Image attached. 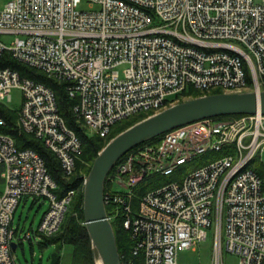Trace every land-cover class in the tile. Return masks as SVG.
Wrapping results in <instances>:
<instances>
[{"label":"built area","instance_id":"2783aa9c","mask_svg":"<svg viewBox=\"0 0 264 264\" xmlns=\"http://www.w3.org/2000/svg\"><path fill=\"white\" fill-rule=\"evenodd\" d=\"M83 1L94 10H80ZM4 36L14 40L7 45ZM5 53L67 83L74 114L105 138L122 120L179 103L189 88L203 96L242 93L248 77L254 88L264 79V0H12L0 11ZM16 88L23 95L20 128L70 176L81 142L59 114L55 93L0 69V104L7 106ZM263 150L264 116L257 113L198 121L125 154L104 190L105 207H114L108 220L120 216L133 239L120 264H177L178 252L209 236L210 264H223L225 254L264 264L263 183L250 168ZM0 167V264H16L13 244L55 236L74 191L58 198L42 157L1 132ZM28 198L48 208L36 231L20 235L14 217Z\"/></svg>","mask_w":264,"mask_h":264},{"label":"trees","instance_id":"16d2710c","mask_svg":"<svg viewBox=\"0 0 264 264\" xmlns=\"http://www.w3.org/2000/svg\"><path fill=\"white\" fill-rule=\"evenodd\" d=\"M0 69H11L13 71H16L21 78L31 79L37 83H42L46 87L50 88L55 93L59 114L64 119V122L67 127L74 131V133L81 142L80 154L78 155L75 162V171L70 176H66V174L61 168L59 160L44 145V143L41 140L35 138L33 135L27 134L22 131L18 124L19 109L10 110L7 106L0 104V116L3 117L6 122L5 127H0V132L10 136L19 149H32L42 157L49 175L57 186L55 194L58 198H62L68 192L74 191V195L70 201V204L68 205L63 223L60 228L61 233L58 236H56V234L51 238H43V240L38 245L41 248L49 246L55 247V251L51 257L50 264H60L61 258H59V252L62 250L64 245H71L73 247L72 264H94L91 244L87 230L84 225V217L82 210L84 178L88 175L93 165V162L96 159L97 155L100 153V151L107 145V143L111 139L115 137L114 135L112 137L113 129L122 126L124 123H127L128 121L136 118L139 115L149 113H139L128 119L118 122L112 127L107 137L101 138L97 134L90 133L84 126L83 122L79 120L74 114L73 108L76 104V101L69 98L66 90V86L68 85L67 83L52 80L42 72L16 61L12 58V56L7 53L0 56ZM260 81L264 89V79ZM248 87L252 88V82L249 77ZM220 93H222V91L215 90L212 91L210 94ZM183 95L186 96L185 98H196L203 96L204 93L196 91L193 88H189L188 92L184 93ZM225 117L228 116L217 117L216 119H221ZM135 123L129 126L127 125L129 123H127V126L125 125L126 127L123 130H120L117 134L121 133L122 131L134 125ZM161 137L162 135L139 146L157 142L161 139ZM250 168L255 171L262 180L264 190V163L262 162V160H260L259 157H256L250 164ZM1 171L2 170L0 167V173ZM0 184L2 185L1 178ZM109 189V185L107 184V182H105L104 190L107 191ZM112 210H114V207L107 204V213L110 214ZM111 225L113 227V231L116 237L119 255L121 257L126 255L128 257L133 244V239L130 232L124 229L122 224V218L120 216L112 220ZM31 247L33 248L32 245Z\"/></svg>","mask_w":264,"mask_h":264},{"label":"water","instance_id":"95a60500","mask_svg":"<svg viewBox=\"0 0 264 264\" xmlns=\"http://www.w3.org/2000/svg\"><path fill=\"white\" fill-rule=\"evenodd\" d=\"M264 116V90L210 94L179 102L128 127L100 151L83 183V217L94 264H120V255L104 202L108 174L129 151L169 131L205 119L255 115ZM13 251L16 245L13 244Z\"/></svg>","mask_w":264,"mask_h":264},{"label":"rangeland","instance_id":"374dc122","mask_svg":"<svg viewBox=\"0 0 264 264\" xmlns=\"http://www.w3.org/2000/svg\"><path fill=\"white\" fill-rule=\"evenodd\" d=\"M12 0H0V11L4 9L6 4ZM262 0H254V3L260 4ZM95 6L90 5L87 2L83 1L79 9L82 11L94 10ZM14 40V36H4L3 42L7 45L11 44ZM124 67H120L119 71L122 72ZM254 87L248 89V91H263V86L260 81ZM23 95L20 89H13L11 91V101L7 103V107L10 110H18L22 105ZM192 98H183L181 102H185ZM165 110V109H164ZM162 110V111H164ZM161 111V112H162ZM155 114L149 113L144 115H139L136 118L124 123L122 126H119L112 131V137L117 136L120 130H123L127 125L139 122V120L148 118ZM127 124V125H126ZM126 125V126H125ZM112 140V139H111ZM108 144V143H107ZM261 160L264 163V150L261 154ZM112 187V190L114 191ZM2 185L0 184V190ZM48 208V202L44 200L33 201L31 198L22 201L19 207L16 210L13 226L18 228V233L22 235L28 231H36L45 211ZM67 221V220H66ZM24 227V230H23ZM23 230V232H22ZM61 233V230L57 233L58 236ZM211 238L210 236L206 241L202 242L197 248L191 250H183L177 254V264H210L211 260ZM24 250L20 247L15 252L16 264H50L51 257L54 253V248L52 246L41 248L38 244H35L33 248L28 241H25L23 244ZM73 247L71 245H64L62 250L59 252L60 264H72L73 259ZM223 264H239V259L235 255L225 254Z\"/></svg>","mask_w":264,"mask_h":264},{"label":"crops","instance_id":"0c3cea01","mask_svg":"<svg viewBox=\"0 0 264 264\" xmlns=\"http://www.w3.org/2000/svg\"><path fill=\"white\" fill-rule=\"evenodd\" d=\"M13 223H14V222H13ZM16 229H18V228H16ZM23 229H24V227H23ZM19 247H20L22 250H24L23 246H19ZM19 247H18V248H19ZM52 247L55 249L54 246H52ZM18 248H17V249H18ZM16 251H17V250H16Z\"/></svg>","mask_w":264,"mask_h":264},{"label":"bare ground","instance_id":"6f19581e","mask_svg":"<svg viewBox=\"0 0 264 264\" xmlns=\"http://www.w3.org/2000/svg\"><path fill=\"white\" fill-rule=\"evenodd\" d=\"M97 264H100V262L97 260Z\"/></svg>","mask_w":264,"mask_h":264}]
</instances>
